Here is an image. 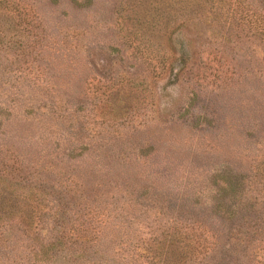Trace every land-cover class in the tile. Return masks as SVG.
<instances>
[{
    "label": "rangeland",
    "instance_id": "1",
    "mask_svg": "<svg viewBox=\"0 0 264 264\" xmlns=\"http://www.w3.org/2000/svg\"><path fill=\"white\" fill-rule=\"evenodd\" d=\"M6 193L0 264H264V0H0Z\"/></svg>",
    "mask_w": 264,
    "mask_h": 264
},
{
    "label": "trees",
    "instance_id": "2",
    "mask_svg": "<svg viewBox=\"0 0 264 264\" xmlns=\"http://www.w3.org/2000/svg\"><path fill=\"white\" fill-rule=\"evenodd\" d=\"M6 194L7 197L3 196L0 198V212H8V213L15 212V206L12 204L16 203V199H13L14 197L12 196V194L10 193H6ZM3 198H9L12 204H10L8 201H4ZM22 204L27 205L24 202H22ZM247 224L250 225L245 229V226ZM249 227H251L249 231H255L259 229L264 230V212L256 213V214L254 213V215L242 216L240 220H236L232 222V230L230 232V242L232 243L234 249L241 248V245L243 244L244 241L247 242L248 240H251L253 237H256V234L253 233L248 234L247 229ZM178 232L179 230H177L175 233ZM175 233L172 232L171 234H169V243L177 240L178 237L176 235H173ZM186 238L188 239V236H186ZM261 250L262 249H260L259 251Z\"/></svg>",
    "mask_w": 264,
    "mask_h": 264
}]
</instances>
